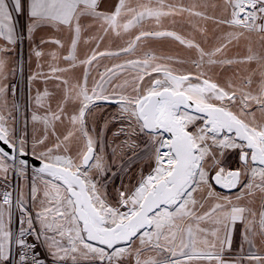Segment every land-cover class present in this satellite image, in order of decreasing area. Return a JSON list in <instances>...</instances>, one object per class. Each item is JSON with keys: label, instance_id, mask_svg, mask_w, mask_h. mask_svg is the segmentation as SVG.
Here are the masks:
<instances>
[{"label": "snow or ice", "instance_id": "snow-or-ice-1", "mask_svg": "<svg viewBox=\"0 0 264 264\" xmlns=\"http://www.w3.org/2000/svg\"><path fill=\"white\" fill-rule=\"evenodd\" d=\"M185 11L209 19L166 0H115L111 9L104 0H0V73L9 46L16 43L14 16L24 15L30 35L58 34L40 41L56 46L48 53L55 62L49 63L50 75L37 73L31 79H54L63 88L55 111L45 104L54 94L47 89L37 93L44 114L32 115L42 131L39 136L40 130L34 131L31 146L27 134L17 135L9 117L0 114V264H242L243 259L264 264V256L251 251L256 237L264 242V51L251 40L258 36L264 48V0H224L225 15L211 19L227 31L210 50L163 28V18ZM145 21H155L156 29L144 30ZM92 29L102 35L85 39ZM109 33L130 38L117 50L100 51ZM161 38L194 49L195 58L154 51L136 55L142 41ZM242 39L246 54L227 56L229 45ZM82 40L96 42L83 58ZM33 52L37 58L43 55L39 46ZM122 55L136 58L106 68L89 88L96 62ZM252 63L258 72L252 70L239 84L236 73L223 83L213 78L225 68ZM78 68L83 73L76 77ZM129 70L130 80L112 85ZM6 88L0 86V98ZM102 103L114 104L117 111L98 129L93 109ZM65 121L70 128L61 137L56 125ZM113 124L120 125L113 139L123 137L118 147L132 153L129 162L151 161L147 174L141 170L136 183L121 185L114 197L108 192L110 145L105 143ZM50 136L56 143L48 147ZM112 151L115 155L116 147ZM29 155L39 162L30 184ZM217 186L232 195L217 192ZM257 194L259 209L253 207ZM237 235L249 254L226 261L224 253ZM147 252L155 255L141 259Z\"/></svg>", "mask_w": 264, "mask_h": 264}, {"label": "rangeland", "instance_id": "rangeland-1", "mask_svg": "<svg viewBox=\"0 0 264 264\" xmlns=\"http://www.w3.org/2000/svg\"><path fill=\"white\" fill-rule=\"evenodd\" d=\"M172 1V0H168ZM199 1V2H198ZM154 3L155 0H152ZM218 0H196L195 5H184V8L192 9L193 11H199L204 14H215L217 12L221 13L224 12L220 7L218 6ZM136 3H148V0H137ZM198 4V5H197ZM215 9H217V12H215ZM180 14H183L185 16L192 15L191 12L185 11V12H178ZM205 25H211L209 22H205ZM16 26V43L13 45H10L9 48L11 49L9 52L5 55V60L8 63H15L16 64V75L15 78L19 82L22 81V86H15V91L17 97L14 98L10 94H6L3 98H0V107L3 109L4 113L6 115L11 116L12 115V109L14 110V114L12 117H9L8 124L9 127H14L17 131V135L23 133H26L29 139V146H31L32 137L34 134V131H36V135L39 136L40 132L42 131V124L33 122L32 115L34 113L38 114L37 112H33L31 108L32 105L30 103H25L23 94L25 90V80L26 78H32L37 73H43L44 75H50L49 71V63H55L50 61V58L48 56V53L56 48L54 44H45L41 45V37L35 38V40L27 39V32L24 28V25L22 23L15 24ZM141 27L144 30H155L156 25L154 21H145ZM173 27L172 24L170 28ZM167 29V28H166ZM169 30V29H168ZM135 30L133 32V35L136 34ZM181 35L183 33L177 32ZM19 35L21 39H19ZM58 34L51 32V36H56ZM96 36L99 37L102 35L101 32L97 31L96 29H92L89 32L85 33V39H87L88 36ZM185 37V36H184ZM60 38H63L61 36ZM130 37L128 35H124L122 37H116L112 33H109L107 36L104 37L103 42L99 45L100 51L105 50H117L125 45V42ZM39 46L40 50L43 52L42 57L37 58L35 53L33 52V48ZM96 47V42L93 40L90 43L85 44L84 41H81L79 54L83 58L84 55L90 54L91 49ZM14 50L15 57H8V54ZM145 51H154L158 56L164 55V56H174L179 57L181 59L185 58H195V54L188 55L186 47L180 45L178 42L172 40L171 38H161V39H148L146 41H142L138 47H137V56H140ZM28 54H32L30 58L33 60L35 65L34 71H27V60H28ZM135 56L132 55H122L120 57H103L100 58L96 64L91 68L90 70V76L88 78V86L89 88L92 87L93 83L99 79V74L104 72L106 68H110L115 64H120L126 59H135ZM60 66H64V62L61 60L59 62ZM177 68L188 70V65H176ZM83 73L82 68H78L75 71V76L79 77ZM131 70L124 72L123 74L119 75L117 78H115L112 81V85H120L125 80H130L132 76ZM38 81L44 82V91L47 89L50 93H53L54 95L49 97L45 104L51 103L52 110L55 111L57 109L58 102L63 98V88H57V81L54 79L48 80L45 82L44 77L40 76L37 79L34 80L35 84ZM108 91H112V87L109 86ZM22 92V96H21ZM21 96V97H20ZM14 102V107L12 103ZM35 103V102H34ZM36 106V110L40 112L41 114H44V109L37 106V103L34 104ZM73 110V104L71 101H69L66 105V111L71 114ZM117 111V108L114 104H101L100 107L94 108L93 113L95 115V126L99 129L104 124V121L106 118L110 117L111 115L115 114ZM39 115V114H38ZM92 116L89 117V127H92ZM119 124H113L110 125L107 133H106V140L105 143L109 144L110 146L106 149L107 154V161L108 165L111 168V171L108 172V192L111 196H115L116 189L120 188L121 185L129 186L134 185L139 178V175L141 173V170L145 174H147L150 171L151 168V161L147 157H142L139 160L133 159L131 162H129L128 157L132 156V153L127 149H121L118 146L120 145L121 140L123 137H120L118 139H113L112 133L115 131L116 128H118ZM70 128V125L67 121H65L63 124H57L56 125V131L60 136L62 137ZM56 143V140L54 137L49 138L47 141L46 146L51 147L53 144ZM75 141H73V153L75 152ZM116 147V153L113 154L112 148ZM42 150V149H38ZM62 151V149H61ZM139 151V150H137ZM235 158H232V167H235ZM123 169V170H122ZM22 183V182H21ZM217 192H221L216 188ZM223 193V192H222ZM224 195H232L231 193H223ZM256 200V199H255ZM256 202H260V200H256ZM253 207L259 208V205L254 204ZM37 227L39 225L37 224ZM239 235H237L233 241V246L230 251H226L225 253H231L236 251L237 248L236 244L238 243ZM155 253L147 252L144 254V256L141 257V259H146L149 256H154ZM238 256H225L224 259L226 261H233L237 259ZM243 263V262H242ZM200 264H207V262H200ZM212 264H215L213 261Z\"/></svg>", "mask_w": 264, "mask_h": 264}, {"label": "crops", "instance_id": "crops-1", "mask_svg": "<svg viewBox=\"0 0 264 264\" xmlns=\"http://www.w3.org/2000/svg\"><path fill=\"white\" fill-rule=\"evenodd\" d=\"M135 1L137 0H132V3L135 4ZM143 1V0H141ZM145 1V0H144ZM218 6H221L220 8L224 10V0H218ZM199 2V1H198ZM115 3V0H104V7L107 9H111L112 5ZM155 3V2H154ZM166 3L169 4H174L179 6H184V5H195L196 0H172L168 1L166 0ZM198 5V4H197ZM215 12H217V9H215ZM209 19H204L203 17H197L193 15L185 16L183 14L177 13L176 15L169 16L166 18H163L162 25L163 28H167L169 30L175 31V32H180L183 33L182 36H185L188 39H194L195 41L199 42L202 47H204L206 50H210L213 47H215L220 41L217 40V37L222 36V34L227 31V29L222 26V25H217L215 23L214 19L211 18H222L225 15V12H217L215 14H205ZM14 22L15 24H20L22 23L24 25V28L26 30V24H27V18L24 15H19V16H14ZM205 22H209L211 25H205ZM155 23V21H154ZM171 27L170 28V26ZM203 30V31H201ZM27 32V31H26ZM51 35V31H40L37 32L34 36L30 35L27 33V39L35 40V38H48ZM251 40L253 42V46L258 50V51H264V48H261L260 43H259V37L256 35L251 36ZM246 45L247 41L246 40H241L238 44L233 43L232 45H229L228 49L226 50V55L229 57L232 56H243L246 54ZM187 49V54H195L194 49ZM32 54H28V60H27V71H34L36 68L35 65L36 63L33 62V60L30 58ZM8 57H15L14 50H12L9 54ZM256 69L258 72V65L256 63L252 64H237L233 65L230 68H225L222 72V74L219 77L214 76V79H219L221 83L224 82V80L228 77H232L234 73L237 75L234 77L235 82L237 84L240 83V81L247 76L252 70ZM215 71H220L219 69H216ZM16 75V64L13 63H8L5 62V66L2 70V73H0V86L6 85V94H10L13 97V101L15 100L14 98L17 97L16 91H15V86H22V81L19 82L15 78ZM6 77V78H5ZM255 79H259V76L257 75ZM25 90L23 94L24 102L25 103H30L33 108L30 107V109L33 110V112H37L39 115H43L40 112H38L34 106L36 103V96L38 92H44V82L43 81H38L36 84L33 79L31 78H26L25 80ZM22 96V92H21ZM20 96V97H21ZM35 102V103H34ZM14 107V102L12 103ZM14 109V108H13ZM12 109V115L8 116L6 113H4L3 109L0 107V114L6 116V117H12L14 114V110ZM259 115V113H257ZM29 184L31 183V168H29ZM23 183V182H22ZM37 184H40V181L37 180ZM42 189V185H40ZM256 200H260L259 194H257ZM212 201H209L205 205V209L207 210L208 207L211 206ZM260 202H256V205H259ZM259 209V208H258ZM202 210V211H203ZM204 226H208L205 224ZM242 227V226H240ZM238 243L236 244L237 248L236 251L231 252V253H224L225 256H238V257H245L249 254V246L247 244L243 245V248L241 249L240 247V237L238 239ZM252 252H254L256 255L259 256H264V242L261 241L260 237H256L255 239V246L251 249ZM242 264H256L255 261H249L247 259H243Z\"/></svg>", "mask_w": 264, "mask_h": 264}, {"label": "water", "instance_id": "water-1", "mask_svg": "<svg viewBox=\"0 0 264 264\" xmlns=\"http://www.w3.org/2000/svg\"><path fill=\"white\" fill-rule=\"evenodd\" d=\"M27 158L29 160V168L35 169V168L39 167V162L36 161L31 155H29ZM217 189L223 193H228L226 190H222L218 186H217Z\"/></svg>", "mask_w": 264, "mask_h": 264}, {"label": "built area", "instance_id": "built-area-1", "mask_svg": "<svg viewBox=\"0 0 264 264\" xmlns=\"http://www.w3.org/2000/svg\"><path fill=\"white\" fill-rule=\"evenodd\" d=\"M19 39H21L20 35H19ZM4 189L3 188H0V192H2Z\"/></svg>", "mask_w": 264, "mask_h": 264}]
</instances>
